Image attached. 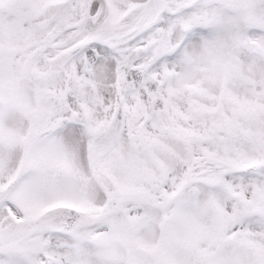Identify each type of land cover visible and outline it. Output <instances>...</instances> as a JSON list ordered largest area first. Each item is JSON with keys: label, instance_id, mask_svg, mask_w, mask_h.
I'll use <instances>...</instances> for the list:
<instances>
[{"label": "snow or ice", "instance_id": "obj_1", "mask_svg": "<svg viewBox=\"0 0 264 264\" xmlns=\"http://www.w3.org/2000/svg\"><path fill=\"white\" fill-rule=\"evenodd\" d=\"M0 264H264V0H0Z\"/></svg>", "mask_w": 264, "mask_h": 264}]
</instances>
